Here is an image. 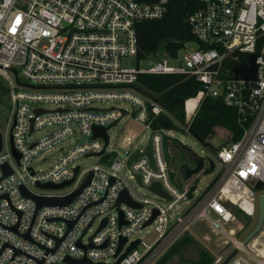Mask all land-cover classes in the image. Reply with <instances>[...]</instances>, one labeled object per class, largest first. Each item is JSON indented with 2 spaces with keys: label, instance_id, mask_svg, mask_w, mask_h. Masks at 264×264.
I'll return each mask as SVG.
<instances>
[{
  "label": "built area",
  "instance_id": "2783aa9c",
  "mask_svg": "<svg viewBox=\"0 0 264 264\" xmlns=\"http://www.w3.org/2000/svg\"><path fill=\"white\" fill-rule=\"evenodd\" d=\"M171 1L0 0V74L10 104L7 130L0 133V264H74L65 258L155 264L197 220L229 235L235 253L224 264H264V220L245 243L224 229L237 221L232 207L251 217L257 213L254 200L264 193V0H197L199 7L186 17L193 47L184 42L173 56L156 51L161 60L150 67L121 66V57L136 54L135 24L160 18ZM233 54L242 55L244 63L255 55L254 79L234 77L231 69L228 74L223 61ZM166 58H177L176 65L167 66ZM142 73H185L235 111L241 134L214 152L217 172L197 195L194 183L184 186L171 168V130L152 126L155 116L167 113L141 91L137 75ZM201 95H195L191 109L184 101L186 121ZM116 101L132 108L97 106ZM125 116L142 123L148 135L142 142L137 134H124L115 151L107 131ZM93 127L104 128V148L103 140L92 136ZM72 140L76 144L64 145ZM148 145L151 164L142 153ZM83 157L96 162L82 168L77 159ZM198 158L199 171L204 170ZM3 164L10 170L4 177ZM213 165L207 159L206 168ZM88 174L64 205L36 207L20 191L63 198ZM152 183L164 195L151 191ZM122 190L136 205L117 201ZM145 228L153 233L148 242L136 236Z\"/></svg>",
  "mask_w": 264,
  "mask_h": 264
},
{
  "label": "trees",
  "instance_id": "16d2710c",
  "mask_svg": "<svg viewBox=\"0 0 264 264\" xmlns=\"http://www.w3.org/2000/svg\"><path fill=\"white\" fill-rule=\"evenodd\" d=\"M138 1L150 2L152 0ZM199 5L197 0H172L160 18L136 23V60L147 58L161 50L173 56L182 43L193 40L186 17ZM243 59L244 57L240 54L227 56L223 61V67L230 74V69ZM137 83L142 87L141 91L152 95L167 113L155 116L152 126L167 130H182V127H187L186 131L213 153L224 144L239 138L241 127L236 121L235 111L226 106L220 97L211 96L203 83L194 77L185 73H142L137 75ZM1 89L3 92L4 89L2 87ZM198 92H202V95L198 99L193 115L186 121L183 103L194 100ZM216 127L225 129L228 137L220 145L214 147L210 145L208 138ZM178 148L181 150L184 161L182 163L194 164L198 159L189 147L180 144ZM232 211L236 220L240 218L241 212L238 209L232 207ZM241 222L245 227L250 223V219L247 217ZM194 248L195 257L184 259L182 253ZM172 254H178L182 264H212L214 261L212 255L185 232L155 264H165Z\"/></svg>",
  "mask_w": 264,
  "mask_h": 264
},
{
  "label": "rangeland",
  "instance_id": "374dc122",
  "mask_svg": "<svg viewBox=\"0 0 264 264\" xmlns=\"http://www.w3.org/2000/svg\"><path fill=\"white\" fill-rule=\"evenodd\" d=\"M194 44L191 41L186 42V47H193ZM181 52L177 53V58L180 57ZM177 58H166L165 64L167 66H174L176 65ZM161 60L160 56H156L154 54L149 55L147 58H142L139 60H136L135 56H123L120 58V65L124 67H133V68H145L150 67L154 64H156L158 61ZM1 87L4 89L6 88V81L4 80L3 76L0 74V133L3 136L4 133L7 130L6 126V119L8 117L9 112V96L8 93L5 91L2 92ZM195 100H191L186 103V108L191 109L194 104ZM110 104H113L115 107H125L128 109H131L132 107L127 104L126 102H102L99 103L97 106L100 108H107ZM134 109V107H133ZM43 132L40 131L38 133H35L31 136V138L39 137ZM109 136V147L113 148L115 151H120V148L118 146V141L124 134H137L138 138L142 139V142L145 141L146 136L148 135V131L144 129V126L142 123H139L135 120H133L131 117H122L121 120L111 126L108 131ZM170 135L177 139L182 145L189 147L197 156L202 157L204 161V170H200L196 174H194L191 178L187 180H183L182 184L184 186H188L190 183H194L195 190L193 192V195H197L200 193L207 183L210 181V179L216 174L218 166L216 164V161L214 159V153L208 150L206 147H204L202 144H200L197 140H195L188 131L185 130H171ZM228 137V133L225 129L216 127L214 128L212 134L208 138V142L210 145L217 147L222 142H224ZM83 139H79L76 142L82 141ZM74 140L70 142H65L64 145L66 147H70L74 144H76ZM170 153H171V168L175 172V177L178 178V166L182 162V155L181 150L178 147H172L171 143H167ZM207 159H210L214 162L213 168L211 170L207 169ZM96 162V159L94 157H83L78 158L77 163L82 167H88ZM191 165V163L189 164ZM40 167H44V164H40ZM142 194H145L142 190H138ZM257 204V199L254 200L253 205L255 206ZM256 212L253 214V216L248 217L250 219V223L247 226H242V222L247 217L243 214H241L240 218H237L238 221H232L230 224H226L224 226V229H231L233 230L234 234L232 235L233 239H236L240 241L242 237L248 232V230L254 225L256 220ZM212 217V214L209 215ZM241 225V226H240ZM146 231H148V228H145L144 230H141L136 234V236L142 238L145 241H150L153 233L150 232L149 234H146ZM185 233L189 236H191L197 244H199L202 248L207 250L212 257L214 258V261L212 264H215V260L217 258L223 259L226 254L229 252L231 248V242L229 241V235L225 233H219L213 231L209 226L206 220H197L193 224H191L188 229L185 231ZM196 250L194 249H188L184 251L183 258L184 259H191L195 257ZM183 262L179 260L178 254H172L169 256V258L166 260L165 264H182ZM60 264H67V263H60Z\"/></svg>",
  "mask_w": 264,
  "mask_h": 264
},
{
  "label": "water",
  "instance_id": "95a60500",
  "mask_svg": "<svg viewBox=\"0 0 264 264\" xmlns=\"http://www.w3.org/2000/svg\"><path fill=\"white\" fill-rule=\"evenodd\" d=\"M254 58H255L254 54H249L246 57V63L240 62L237 65L233 66L231 68V72H232L233 76L234 77H240L242 79H254L255 78ZM121 112L123 115L126 113L124 110H122ZM92 136L93 137H95V136L100 137L103 140V148H104V146L107 143V136L104 133V128L93 127L92 128ZM165 139H166V136H163V138H162V152H163V156H164L165 160H167L168 159V152L166 150ZM171 142L175 147H178L181 144L175 138H171ZM142 153L149 158V161L151 164L149 145L146 146V148L144 149V151ZM137 155H138V152L135 151V153L129 158V161L133 160ZM201 165H202V162H201V159H199V158L195 160L194 167H192V168L189 167L188 165L184 164V163H181L178 166V173L183 180H187L188 178H190V176H192L193 174H196L199 171V169L201 168ZM210 168H211V165H210ZM1 169H2V177L6 176L8 173H10V170L6 166V164H3L1 166ZM89 176H90V174H88L86 180L83 182V184L78 189H76L70 195L63 197V198L32 196V195L28 194L26 191H24L22 188L20 189V191H21V194L23 196H27V197L32 198L35 202L36 207H39L41 205H64V204L68 203L69 201H71V199L80 191L81 187L87 183ZM169 176H170V178H172L173 172H170ZM44 186H47V185H44ZM58 186L59 185H56L54 187H58ZM254 187L256 189L260 188V182H257ZM149 189L155 193L164 195L156 183H152L149 186ZM193 189H194V185H191L188 188V191L186 193L187 197H189L190 191H192ZM117 201H123L124 203L129 204L131 206L136 205L134 202H132L130 200V198L126 194V191H124V190H122L120 192ZM256 206H257V214H256L255 223L248 230V232L242 237V239H241L242 243H245L246 241H248L253 235H255L259 231V229L261 227V224L264 220V193L258 195ZM151 218L145 224L149 223ZM103 222H104V220L102 221V223ZM121 222H122V220L120 218V213H119V223H121ZM70 225H71V222L68 223V227H70ZM11 229L14 231V227H12ZM24 237L27 238V235H24ZM123 241H124V238L119 239V243H118V246H117L115 253H117L119 251L120 246L123 243ZM58 242H59V240H56V243H58ZM134 244H135V241L132 242L130 244V246L126 248L125 252H127ZM234 253H235V249H231L226 254V256L223 259H221L217 264H224ZM121 256H119V258ZM65 261L68 263H74V264H90L84 258L79 259V260H71V259L65 258Z\"/></svg>",
  "mask_w": 264,
  "mask_h": 264
},
{
  "label": "bare ground",
  "instance_id": "6f19581e",
  "mask_svg": "<svg viewBox=\"0 0 264 264\" xmlns=\"http://www.w3.org/2000/svg\"><path fill=\"white\" fill-rule=\"evenodd\" d=\"M196 101V98L194 99ZM186 103V102H185Z\"/></svg>",
  "mask_w": 264,
  "mask_h": 264
}]
</instances>
